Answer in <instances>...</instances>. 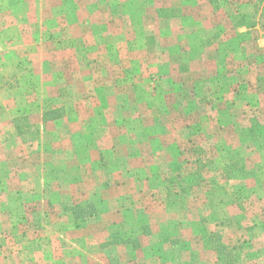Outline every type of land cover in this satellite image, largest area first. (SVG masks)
I'll use <instances>...</instances> for the list:
<instances>
[{
  "label": "rangeland",
  "instance_id": "374dc122",
  "mask_svg": "<svg viewBox=\"0 0 264 264\" xmlns=\"http://www.w3.org/2000/svg\"><path fill=\"white\" fill-rule=\"evenodd\" d=\"M27 1L0 264H264V0Z\"/></svg>",
  "mask_w": 264,
  "mask_h": 264
},
{
  "label": "crops",
  "instance_id": "0c3cea01",
  "mask_svg": "<svg viewBox=\"0 0 264 264\" xmlns=\"http://www.w3.org/2000/svg\"><path fill=\"white\" fill-rule=\"evenodd\" d=\"M27 4V0H0V49H6L12 41L21 43L20 50L26 49V45L22 44L26 41L22 31L23 25L28 24L23 21L26 17L25 11L29 8ZM2 104L6 106L4 101Z\"/></svg>",
  "mask_w": 264,
  "mask_h": 264
},
{
  "label": "trees",
  "instance_id": "16d2710c",
  "mask_svg": "<svg viewBox=\"0 0 264 264\" xmlns=\"http://www.w3.org/2000/svg\"><path fill=\"white\" fill-rule=\"evenodd\" d=\"M217 234L218 233H212L210 239H212L214 242H216V240H219V241H217V242H219V245H218L219 249L216 250V251L219 252V253H224L225 252V247L221 245V243H220L221 240H220V238H219V236Z\"/></svg>",
  "mask_w": 264,
  "mask_h": 264
}]
</instances>
